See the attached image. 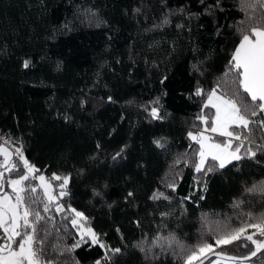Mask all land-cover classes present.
Listing matches in <instances>:
<instances>
[{
	"label": "trees",
	"instance_id": "1",
	"mask_svg": "<svg viewBox=\"0 0 264 264\" xmlns=\"http://www.w3.org/2000/svg\"><path fill=\"white\" fill-rule=\"evenodd\" d=\"M206 4L214 0H0V126L21 140L39 173L71 177L61 202L121 249L107 260L98 245L62 251L76 230L53 212L45 258L54 264H177L159 248L147 252L156 236L194 244L205 215L236 224L238 212L264 213V197L245 191L264 182V153L206 176L175 163L192 152L188 131L202 127L195 118L205 97L194 93L227 71L244 18L239 0H220L223 10L211 13ZM152 106L162 119L149 116ZM176 172L172 192L165 185ZM157 191L170 200L151 199Z\"/></svg>",
	"mask_w": 264,
	"mask_h": 264
},
{
	"label": "snow or ice",
	"instance_id": "2",
	"mask_svg": "<svg viewBox=\"0 0 264 264\" xmlns=\"http://www.w3.org/2000/svg\"><path fill=\"white\" fill-rule=\"evenodd\" d=\"M200 2L204 4V0ZM239 3L244 18L235 25L239 41L230 55L227 71L210 90L196 89L195 96L205 97L195 118L202 127L188 131L192 152L184 153L175 162L192 167L200 176L224 170L244 159L254 160L258 153H264V0H239ZM205 8L209 13L214 9L223 10L220 0L206 4ZM168 23L165 18L163 24ZM29 64L30 61L25 60L23 67L28 68ZM151 103L158 105L159 100ZM206 109L211 113H206ZM145 110L153 120L162 119L159 107ZM13 143L16 142L3 140L0 143V264H54L53 260L45 258L48 237L52 234L47 225L55 221L53 212L76 230L75 242L62 251L71 252L91 244L106 249V260L108 252L119 254L121 249L105 244L100 234L89 226V218L82 211L61 202L68 195L71 177L38 174L40 170L25 156L22 145L6 146ZM154 143L165 147L159 140ZM118 156L120 153L113 159ZM180 175L176 172L165 185L172 192ZM194 182L202 183L195 177ZM204 190H207L206 185ZM245 191L264 197V182L253 184ZM132 195L128 193L129 197ZM151 199L168 201L170 196L157 191ZM242 203L234 202L233 208H241ZM237 217L239 223L233 224L230 217L212 221L205 215L196 243L186 244L171 233L158 235L150 242L147 252L159 248L162 254L174 256L177 264H250L253 258L264 256V213L238 212ZM230 247L236 252L225 251ZM52 248L57 250L60 246L52 245ZM239 249L248 251L241 253ZM96 264L101 261L97 260Z\"/></svg>",
	"mask_w": 264,
	"mask_h": 264
},
{
	"label": "built area",
	"instance_id": "3",
	"mask_svg": "<svg viewBox=\"0 0 264 264\" xmlns=\"http://www.w3.org/2000/svg\"><path fill=\"white\" fill-rule=\"evenodd\" d=\"M3 140H9V141L16 142L11 145H6V146H10V148H15L21 145V140L19 138L11 134L5 127L0 126V143H2Z\"/></svg>",
	"mask_w": 264,
	"mask_h": 264
},
{
	"label": "rangeland",
	"instance_id": "4",
	"mask_svg": "<svg viewBox=\"0 0 264 264\" xmlns=\"http://www.w3.org/2000/svg\"><path fill=\"white\" fill-rule=\"evenodd\" d=\"M196 131V130H195ZM38 174H42V173H38ZM44 175V174H43ZM33 183H35V182H33ZM10 191V190H9ZM90 226V225H89Z\"/></svg>",
	"mask_w": 264,
	"mask_h": 264
}]
</instances>
